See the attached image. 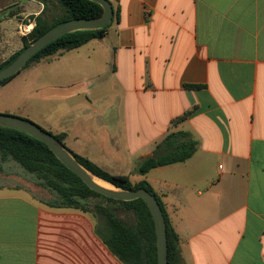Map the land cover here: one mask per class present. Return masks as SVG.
<instances>
[{"label": "crops", "instance_id": "crops-1", "mask_svg": "<svg viewBox=\"0 0 264 264\" xmlns=\"http://www.w3.org/2000/svg\"><path fill=\"white\" fill-rule=\"evenodd\" d=\"M17 2L19 12L0 17V53L20 50V21L44 9ZM115 3L120 17L104 38L22 70L36 66L26 81L41 105L52 102L42 113L47 131L65 133L72 151L113 174L147 180L183 264H264V0ZM172 131L191 133L195 154L136 174ZM11 162L0 160V264H123L95 234L92 213L34 197L14 183Z\"/></svg>", "mask_w": 264, "mask_h": 264}, {"label": "trees", "instance_id": "trees-1", "mask_svg": "<svg viewBox=\"0 0 264 264\" xmlns=\"http://www.w3.org/2000/svg\"><path fill=\"white\" fill-rule=\"evenodd\" d=\"M37 1L43 3L44 9L39 15L31 17V20L35 22L33 30L28 36L22 37L23 47L20 50L6 60H0V70L11 64L29 44L48 30L71 20L100 17L104 13L101 5L90 0ZM50 1L56 2L61 9V13L53 16L52 20L45 16L47 3ZM109 1L114 9L109 24L94 30L71 32L58 38L36 53L23 69L58 52L70 51L93 39L104 38L113 21H118L120 17V7L115 3L116 0ZM20 72L1 80L0 90ZM186 87L197 89L201 86L187 85ZM188 116L189 113H185L176 117L173 124L185 121ZM53 135L94 176L121 190L144 188L154 195L160 203L166 221L168 264H183L179 235L165 204L147 180L133 182L128 175L113 174L68 148L65 144L67 136L65 133ZM197 147L198 142L191 133L172 131L157 145L152 156L144 157L139 161L134 172L146 175L154 168L185 162L195 154ZM0 156L3 162L8 159L17 162L26 172L34 176L38 186L51 193L52 197L44 201L47 205L92 213L97 221L95 234L123 264H158L155 225L152 214L143 199L120 201L90 189L76 173L56 157L45 143L16 129L0 126ZM91 201H95V205H92ZM119 213L126 215V218L119 216Z\"/></svg>", "mask_w": 264, "mask_h": 264}, {"label": "water", "instance_id": "water-1", "mask_svg": "<svg viewBox=\"0 0 264 264\" xmlns=\"http://www.w3.org/2000/svg\"><path fill=\"white\" fill-rule=\"evenodd\" d=\"M102 6L104 13L100 17L82 18L65 22L53 29L48 30L31 44L7 67L0 70V81L20 72L31 60V58L41 51L48 44L57 40L58 38L79 30H94L99 27L106 26L112 20L114 13L113 6L109 0H90ZM0 126L12 128L26 133L43 143H45L56 157L74 173H76L90 189L115 200L133 201L136 199H143L153 217L158 248V264H168V244H167V226L163 211L157 198L144 188L138 190H121L113 186L107 188L95 181L97 178L104 181L87 169H85L76 158L67 150L52 133L43 129L38 124L11 114L0 113ZM153 153L147 155L152 156ZM146 156V157H147ZM105 183H108L104 181Z\"/></svg>", "mask_w": 264, "mask_h": 264}, {"label": "rangeland", "instance_id": "rangeland-1", "mask_svg": "<svg viewBox=\"0 0 264 264\" xmlns=\"http://www.w3.org/2000/svg\"><path fill=\"white\" fill-rule=\"evenodd\" d=\"M18 0H0V17L2 18L5 16L7 12L9 13H17L20 11ZM37 1V0H35ZM3 8V9H2ZM36 10L31 6L28 9V13H34ZM61 13V9L58 6V4L54 1H50L47 3V7L45 10V16L52 20L53 16L58 15ZM32 14L28 16L29 19H31ZM23 18L22 16H18V19L20 20ZM28 18H24L26 21ZM21 22V21H20ZM7 27L10 30V32H14L15 30V19L8 20ZM14 44L16 47H22V42L19 40H15ZM6 48L3 46V49ZM17 51V50H16ZM14 53V52H13ZM12 53V54H13ZM11 55V52L9 53L8 49L5 52L0 53V60H6ZM37 70L36 66L34 68H31L29 70L22 71L21 75L18 78V82L16 84H11L9 88H7L5 91L3 90L0 94V113L5 114H11L15 116H19L25 119H28L39 126H41L45 130L48 129V126L45 124L44 119L42 117V113H44L47 109H50L53 111L52 102L46 103V105H41L40 102H38L35 98L36 94H32L31 91V85L28 84V81H26V77L33 75L36 77ZM34 98V99H32ZM35 115V116H34ZM30 116L33 117V119H30ZM68 147V146H67ZM69 148V147H68ZM1 160V156H0ZM14 167H12V165ZM4 164V167L7 169L9 167H12L13 170V176H14V183L15 184H21L24 188L30 190L32 195L34 197L40 198L41 200H48L50 199V196L48 195L47 191L43 189L42 187L37 186L36 183H32L30 179H27V177H33L28 172H26L17 162H11ZM27 175V177L25 176ZM134 181H136L137 178L132 177ZM20 181V182H19ZM26 184V185H24ZM27 185H30L29 187ZM33 187V191L31 189ZM92 205H95V201H91ZM119 216L122 218H126V215L119 213Z\"/></svg>", "mask_w": 264, "mask_h": 264}, {"label": "built area", "instance_id": "built-area-1", "mask_svg": "<svg viewBox=\"0 0 264 264\" xmlns=\"http://www.w3.org/2000/svg\"><path fill=\"white\" fill-rule=\"evenodd\" d=\"M35 26L34 21H22L18 25V33L22 36H28Z\"/></svg>", "mask_w": 264, "mask_h": 264}, {"label": "bare ground", "instance_id": "bare-ground-1", "mask_svg": "<svg viewBox=\"0 0 264 264\" xmlns=\"http://www.w3.org/2000/svg\"><path fill=\"white\" fill-rule=\"evenodd\" d=\"M94 179H95V181H96L97 183H99L100 185H102V186H104V187H107V188H113V186L110 185L109 183H105L104 181H101V180H99V179H97V178H94Z\"/></svg>", "mask_w": 264, "mask_h": 264}]
</instances>
